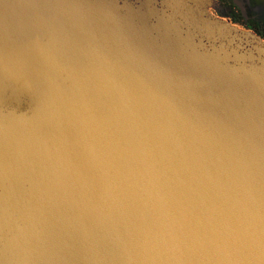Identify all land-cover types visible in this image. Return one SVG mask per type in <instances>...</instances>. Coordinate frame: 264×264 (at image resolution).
Here are the masks:
<instances>
[{"label": "water", "instance_id": "1", "mask_svg": "<svg viewBox=\"0 0 264 264\" xmlns=\"http://www.w3.org/2000/svg\"><path fill=\"white\" fill-rule=\"evenodd\" d=\"M0 264H264V37L218 0H0Z\"/></svg>", "mask_w": 264, "mask_h": 264}, {"label": "flooded vegetation", "instance_id": "2", "mask_svg": "<svg viewBox=\"0 0 264 264\" xmlns=\"http://www.w3.org/2000/svg\"><path fill=\"white\" fill-rule=\"evenodd\" d=\"M220 14L242 23L264 37V6L262 0H218Z\"/></svg>", "mask_w": 264, "mask_h": 264}, {"label": "rangeland", "instance_id": "3", "mask_svg": "<svg viewBox=\"0 0 264 264\" xmlns=\"http://www.w3.org/2000/svg\"><path fill=\"white\" fill-rule=\"evenodd\" d=\"M262 2H263V6H264V0H262ZM226 19H229L232 23H234V24L240 26L241 28L248 29V28H246L244 25H242V23H238V22L233 21L230 17H226ZM248 30H250V29H248ZM252 31H253V30H252Z\"/></svg>", "mask_w": 264, "mask_h": 264}]
</instances>
